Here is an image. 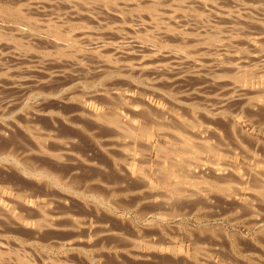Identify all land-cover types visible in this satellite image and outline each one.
<instances>
[{
  "label": "rangeland",
  "instance_id": "obj_1",
  "mask_svg": "<svg viewBox=\"0 0 264 264\" xmlns=\"http://www.w3.org/2000/svg\"><path fill=\"white\" fill-rule=\"evenodd\" d=\"M0 213V264H264V0H0Z\"/></svg>",
  "mask_w": 264,
  "mask_h": 264
},
{
  "label": "bare ground",
  "instance_id": "obj_2",
  "mask_svg": "<svg viewBox=\"0 0 264 264\" xmlns=\"http://www.w3.org/2000/svg\"><path fill=\"white\" fill-rule=\"evenodd\" d=\"M207 136H208V135H207ZM206 138H207V137H206ZM209 138H210V137H209ZM29 159H30V158H29ZM36 159H37V158H36ZM36 159H35V160H36ZM40 159H41V158H40ZM37 161H38V160H37ZM41 163H42V161H41ZM28 164H29V163H28ZM42 164H43V163H42ZM37 166H38V165H37ZM26 168H28V167H26ZM197 168H198V167H197ZM39 169H40V168H39ZM176 169H177V168H176ZM231 169H232V168H231ZM29 170L33 172V171L36 170V168H32V169H31V168H28L26 171H29ZM37 170H38V169H37ZM182 170H183V169H181L180 171H182ZM199 170H200V169H199ZM201 170H202V169H201ZM227 170H228V169H227ZM39 171H40V170H39ZM41 171H42V170H41ZM196 172H197V171H196ZM221 172H222V171H221ZM183 173H186V172H183ZM197 173H198V172H197ZM215 173H216V172H215ZM223 173H224V172H223ZM204 174H205V173H204ZM219 174H221V173H219ZM214 175H215V174H213V176H214ZM216 175H218V174H216ZM216 175H215V178H216V180L218 181L219 178H220V176L217 177ZM221 175H222V174H221ZM40 176H42V175H40ZM211 176H212V175H211ZM190 177H191V176H190ZM207 177H209V176H207ZM207 177H205V178H207ZM209 178H210V177H209ZM212 178H214V177H212ZM217 178H218V179H217ZM223 178H225V177H222V176H221L220 180L223 179ZM212 180H213V179H212ZM223 180H224V179H223ZM217 181H216V182H217ZM227 181H228V180H227ZM229 181H230V180H229ZM221 182H222V181H221ZM225 183H226V179H225ZM22 186H23V185H22ZM19 187H20V186H19ZM24 187H25V186H24ZM19 189H21V188H19ZM25 190H26V189H25ZM23 191H24V190H23ZM20 192H21V190H20ZM33 194H34V193H33ZM25 211H26V210H25ZM37 212H38V211H37ZM29 213H30V212H29ZM0 214H1V213H0ZM37 214H38V213H37ZM42 214H44V213H42ZM42 214L40 213V215H41V216H39L40 219H42V216H43ZM35 216H36V215H35ZM37 216H38V215H37ZM45 216H46V215H45ZM30 217H31V216H30ZM39 217H38V218H39ZM43 217H44V216H43ZM22 218H23V217H22ZM32 218H33V217H32ZM45 218H46V217H44L43 219H45ZM34 221H35V220H34ZM47 221H48V220H47ZM38 224H40V226H42L40 222H39ZM42 224L44 225L45 223L42 222ZM36 225H37V224H36ZM45 225H46V224H45ZM38 226H39V225H38ZM46 226H47V225H46ZM18 227H19V226H18ZM20 228H21V227H20ZM15 229H16V228H15ZM18 230H19V229H18ZM22 231H23V230H22ZM26 231H27V230H26ZM24 232H25V231H24ZM38 233H39V232H38ZM28 234H29V233H28ZM39 235H40V234H39ZM27 236H28V235H27ZM196 248H197V247H196ZM122 261H124V260L122 259Z\"/></svg>",
  "mask_w": 264,
  "mask_h": 264
}]
</instances>
